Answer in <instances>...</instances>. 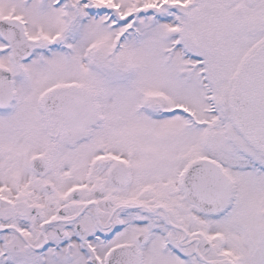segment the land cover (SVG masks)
I'll list each match as a JSON object with an SVG mask.
<instances>
[{
  "label": "snow or ice",
  "instance_id": "6c2138e0",
  "mask_svg": "<svg viewBox=\"0 0 264 264\" xmlns=\"http://www.w3.org/2000/svg\"><path fill=\"white\" fill-rule=\"evenodd\" d=\"M0 264H264V0H0Z\"/></svg>",
  "mask_w": 264,
  "mask_h": 264
}]
</instances>
